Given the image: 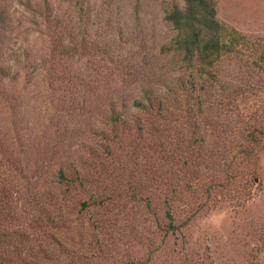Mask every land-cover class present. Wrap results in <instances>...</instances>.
<instances>
[{
	"label": "rangeland",
	"instance_id": "rangeland-1",
	"mask_svg": "<svg viewBox=\"0 0 264 264\" xmlns=\"http://www.w3.org/2000/svg\"><path fill=\"white\" fill-rule=\"evenodd\" d=\"M213 1L227 29L264 38V0ZM183 5L0 0V236L19 235L0 259L264 264V136L242 156L214 82L201 95L198 71L161 52ZM60 41L71 52L49 55ZM222 58L207 69L223 86L248 73ZM143 87L168 93L164 115L132 105Z\"/></svg>",
	"mask_w": 264,
	"mask_h": 264
},
{
	"label": "trees",
	"instance_id": "trees-1",
	"mask_svg": "<svg viewBox=\"0 0 264 264\" xmlns=\"http://www.w3.org/2000/svg\"><path fill=\"white\" fill-rule=\"evenodd\" d=\"M183 1L182 8L174 6L164 14V19L171 25L174 34L168 44L161 45L160 50L169 53L171 57H179L187 63L186 67L198 71L201 95L205 93L206 87L209 89L208 82H214L217 94L213 103L216 104L218 112L215 116L220 119L224 111L235 114L234 119L237 120L241 132L237 143L238 152L248 157L259 138L264 136V38L244 35L233 28L227 29L216 19L213 0ZM0 23L4 24L1 14ZM72 48L70 42H56L50 48L49 55L67 56ZM228 54H232V57H243L242 64L248 68V73L237 76L240 71H236V81L233 84L224 81L223 86L221 75L215 72L213 76L207 68L218 66L222 57ZM177 83L179 87L176 89L185 90L180 86L182 83L179 80L174 85ZM191 84L192 81H189V85ZM160 93L151 87H143L140 96L132 100V105L151 115L162 116L167 110L163 102L168 103L165 98L168 93ZM197 95L201 98L197 105L202 110L206 99H202L200 94ZM188 110L184 112L187 113ZM110 114H113L110 116L111 121H118L117 115L113 112ZM58 174L62 177L61 170ZM166 215L168 224L173 229L172 215L169 212ZM17 236L19 235H4V238L0 236V242L6 240L10 244L14 241L10 245L14 250ZM16 258L17 261L0 259V264H27L23 256L17 255Z\"/></svg>",
	"mask_w": 264,
	"mask_h": 264
}]
</instances>
